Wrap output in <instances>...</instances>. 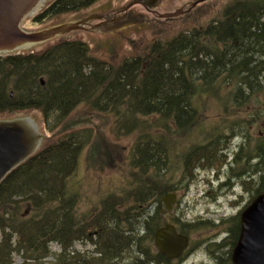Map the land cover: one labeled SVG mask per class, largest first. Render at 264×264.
<instances>
[{
  "label": "trees",
  "instance_id": "1",
  "mask_svg": "<svg viewBox=\"0 0 264 264\" xmlns=\"http://www.w3.org/2000/svg\"><path fill=\"white\" fill-rule=\"evenodd\" d=\"M98 1L54 0L34 22L76 14ZM119 62L114 66L100 60L86 42L75 39L57 40L39 52L0 57V118L38 111L51 134L0 184V264H14L15 253L22 255L23 264H49V256L56 257V264H114L131 248L137 252L130 264H174L154 246L157 230L166 224L159 201L170 191L167 113L202 110L194 106L195 96L215 97L224 88H229L224 92L228 99L219 107L224 113L216 116L223 121L202 130L234 126L232 120L241 115L227 112L250 109L253 95L258 96L264 84V0H234L221 19L172 39L159 36ZM82 105L110 115L111 133L118 138L140 134L127 161L121 194L110 196L102 211L85 221L75 215L76 193L69 180L91 132L65 129ZM154 115L157 123L151 119ZM259 150L263 156L264 149ZM135 231L143 237H135ZM90 232L100 236L98 242ZM84 240L103 245L98 251L104 256L89 258L75 251L76 243ZM52 244L60 247L59 254L51 251Z\"/></svg>",
  "mask_w": 264,
  "mask_h": 264
},
{
  "label": "rangeland",
  "instance_id": "2",
  "mask_svg": "<svg viewBox=\"0 0 264 264\" xmlns=\"http://www.w3.org/2000/svg\"><path fill=\"white\" fill-rule=\"evenodd\" d=\"M53 1L49 0L35 16L27 18L23 23V29L27 32H40L88 18H90L91 26L87 25L86 30L75 31L55 40L32 45L29 52H39L49 43H54L57 40L75 39L86 42L93 54L100 60L109 61L114 66H118L120 64L119 59L122 57L132 58L134 54L138 51L142 52L144 46L149 45L159 36L163 39H172V36L176 33L199 28L209 22L221 19L223 10L234 0H207L197 4L191 12L175 19H161L158 14H172L181 10H188L190 6L200 0H99L90 8L79 13L61 15L49 18L43 23H35L34 18ZM139 1L146 2L150 5L149 7H154L155 14L147 11ZM97 20H108L110 22L107 21L99 25L100 21ZM228 89L224 88L223 93L214 95L215 97L205 96L206 94L195 96L194 106H197V108L198 106L203 107L204 109L198 111H206L207 114L204 116L214 120L211 122L214 125L219 123L215 122L217 121L215 118L216 115H219L218 112L221 111L219 107L222 101L228 99V94L224 93L228 92ZM250 109L249 111H254L253 113L260 115L258 118H254L255 155L257 156L260 154L259 148L264 149V138L262 137L264 135V84L258 96L253 95ZM24 117L31 118L37 124L38 129L45 136L43 141L45 143L51 134L47 131L40 112L15 113L7 117H1L0 120ZM243 117L244 119L247 118V116ZM151 119L155 123L159 120L158 116L155 115ZM69 128L91 132L90 138H88L89 141L80 154L77 171L69 180L72 191L76 193L73 199L75 215L77 220L85 221L96 216L97 212H101L110 196L114 195L117 198L121 194L120 188L125 185L124 180L128 172L127 161L140 134L137 132L118 138L111 133L112 117L104 112H91L85 105L78 107L69 117L65 129ZM154 138H156V134ZM259 138L263 141H259ZM154 146L156 148V145ZM205 210L203 205H199L191 212L179 213L177 216L178 228L187 231L193 243L208 238L209 233L205 227L190 224L198 217L203 216ZM170 218V216L166 217L164 223L171 222ZM214 219L218 220L216 217ZM134 235L137 238H142L144 234L135 231ZM94 242L98 241L94 239ZM96 245L89 240H84L77 242L74 249L89 258L100 259L97 254L99 253L98 250L103 248V245L98 244L97 247ZM51 251L59 254L61 250L58 245L52 244ZM135 252L137 250L133 248L125 251L113 261L114 264H130L128 260L136 256ZM23 261L21 254H14V264H23ZM46 261L49 264H56V257L49 256ZM203 263H207V255L201 247L194 249L182 264Z\"/></svg>",
  "mask_w": 264,
  "mask_h": 264
},
{
  "label": "flooded vegetation",
  "instance_id": "3",
  "mask_svg": "<svg viewBox=\"0 0 264 264\" xmlns=\"http://www.w3.org/2000/svg\"><path fill=\"white\" fill-rule=\"evenodd\" d=\"M139 2L147 11L155 14L154 7ZM97 21L103 24L108 20ZM88 25L91 26V22ZM253 112L229 111L227 113L241 115L240 119L232 120L236 125L209 132L202 130V127L214 121L205 118L206 111H168V194L177 196L174 210L167 215L171 217L168 223L176 226L179 232L178 214L191 212L203 205L205 214L190 224L205 227L209 233L206 240L198 243H193L191 236L187 235L190 237L188 249L179 259H168L170 262L182 264L190 251L202 247L207 255V263L203 264H233L232 256L240 236L242 214L259 195L264 194V157L255 155ZM243 114L251 116L244 119ZM190 115H193V119H189ZM90 235L93 240L100 237L97 233L90 232ZM97 255L104 256L100 252Z\"/></svg>",
  "mask_w": 264,
  "mask_h": 264
},
{
  "label": "water",
  "instance_id": "4",
  "mask_svg": "<svg viewBox=\"0 0 264 264\" xmlns=\"http://www.w3.org/2000/svg\"><path fill=\"white\" fill-rule=\"evenodd\" d=\"M47 1L0 0V57L26 53L32 45L87 29L90 18L40 32L25 31L24 21L35 16ZM204 1L207 0H200L187 11L181 10L172 14H158V16L161 19H175L191 12L197 4ZM44 139L45 136L38 129L37 124L29 117L0 120V184L42 148ZM176 204L175 194L162 197L159 201L160 215L165 217L170 214ZM154 242L161 254L169 260H177L188 249L190 238L179 233L174 225L166 224L157 230ZM232 262L233 264H264V194L259 195L242 214L240 236L233 251Z\"/></svg>",
  "mask_w": 264,
  "mask_h": 264
}]
</instances>
